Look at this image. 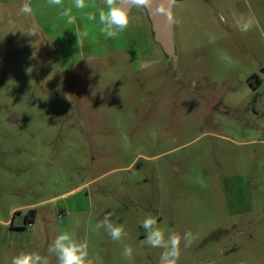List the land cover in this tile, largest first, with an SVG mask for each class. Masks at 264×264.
<instances>
[{"label": "rangeland", "instance_id": "374dc122", "mask_svg": "<svg viewBox=\"0 0 264 264\" xmlns=\"http://www.w3.org/2000/svg\"><path fill=\"white\" fill-rule=\"evenodd\" d=\"M87 4L63 0L69 23L47 0H0V264H57L63 232L93 264H160L149 214L181 236L176 264H264V0H173L175 67L144 9L105 39L102 0ZM105 215L121 241L96 229Z\"/></svg>", "mask_w": 264, "mask_h": 264}, {"label": "clouds", "instance_id": "9594fccd", "mask_svg": "<svg viewBox=\"0 0 264 264\" xmlns=\"http://www.w3.org/2000/svg\"><path fill=\"white\" fill-rule=\"evenodd\" d=\"M47 3L53 7L60 6L62 8L60 14L68 17V22L72 23L71 6L64 8L63 0H47ZM102 3L104 7L99 10L100 31L105 39H114L120 32L128 28L131 9H150L153 5V0H102ZM72 6L77 10L85 9L88 7L87 0H72ZM163 10V6H161L160 11ZM20 12L23 14H31L32 9L30 4L28 2L24 3L20 8ZM85 18L89 21H95L97 19L93 13H88ZM251 23V20L243 23L241 30L247 32ZM26 34L28 36L35 35L31 31ZM86 35V32H76L78 46L82 45L83 37ZM95 227L97 230L103 228L113 241H121L127 235L123 225L114 223L110 215H105L103 220L98 222ZM142 227L147 233L143 243L153 248L159 247L164 249L160 255V264H176V260L179 258L181 236L173 232L165 240L164 231L157 226V219L150 214L142 221ZM183 239L185 241V247H189L194 239L191 231H186ZM48 253L49 255L54 254L56 256L57 264H93V260L89 258L87 243L79 242L69 232L59 234L49 244ZM122 255L126 259L131 260L133 258L132 247L125 245ZM11 264H49V260L37 253L21 252L12 258Z\"/></svg>", "mask_w": 264, "mask_h": 264}, {"label": "water", "instance_id": "95a60500", "mask_svg": "<svg viewBox=\"0 0 264 264\" xmlns=\"http://www.w3.org/2000/svg\"><path fill=\"white\" fill-rule=\"evenodd\" d=\"M173 0H153L150 9H144L150 24L153 40L160 46L167 60L173 62L175 67L176 53L174 44L173 16L171 12V4ZM163 6V11H160ZM176 76L178 71L175 68ZM3 77L2 61L0 60V79ZM181 83L180 79H177ZM1 108V104H0Z\"/></svg>", "mask_w": 264, "mask_h": 264}, {"label": "flooded vegetation", "instance_id": "af4514ba", "mask_svg": "<svg viewBox=\"0 0 264 264\" xmlns=\"http://www.w3.org/2000/svg\"><path fill=\"white\" fill-rule=\"evenodd\" d=\"M251 79H254L256 83H260L262 81V79L260 78V76L256 73H253L249 78H248V81L250 82V84L252 83L251 82ZM33 212H35L34 210H32Z\"/></svg>", "mask_w": 264, "mask_h": 264}, {"label": "crops", "instance_id": "0c3cea01", "mask_svg": "<svg viewBox=\"0 0 264 264\" xmlns=\"http://www.w3.org/2000/svg\"><path fill=\"white\" fill-rule=\"evenodd\" d=\"M65 33H66V35H65V36H68V32H66V31H65Z\"/></svg>", "mask_w": 264, "mask_h": 264}]
</instances>
